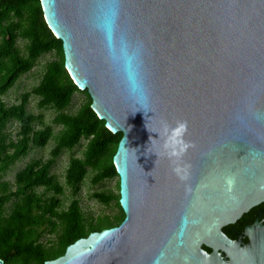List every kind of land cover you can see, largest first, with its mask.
<instances>
[{
	"label": "water",
	"instance_id": "95a60500",
	"mask_svg": "<svg viewBox=\"0 0 264 264\" xmlns=\"http://www.w3.org/2000/svg\"><path fill=\"white\" fill-rule=\"evenodd\" d=\"M41 5L71 79L122 134L113 162L124 213L44 264H203L199 246L223 241L220 228L264 200V0ZM130 76L146 90L145 109ZM177 120L195 144L186 182L156 154V131Z\"/></svg>",
	"mask_w": 264,
	"mask_h": 264
},
{
	"label": "trees",
	"instance_id": "16d2710c",
	"mask_svg": "<svg viewBox=\"0 0 264 264\" xmlns=\"http://www.w3.org/2000/svg\"><path fill=\"white\" fill-rule=\"evenodd\" d=\"M19 40L24 43L23 50ZM49 53L55 59L46 63L40 82L21 96L19 104L7 106L0 98V259L5 264H44L64 255L78 239L118 226L124 219L120 196L117 206L122 217L118 221L107 215L86 217L77 197L89 168L98 171L95 184L118 177L113 156L122 134H112L106 128L91 108L87 91L78 111L66 112L74 94L82 91L66 70L62 41L49 29L41 0H0V97ZM31 96L39 99L40 109L54 110L52 125L44 123L43 115L28 112ZM13 121L18 124L15 140L6 132ZM53 126L60 127L59 131L55 133ZM50 140L55 147L47 161L37 159L26 164L15 174L13 184L1 180L33 147L44 148ZM82 140L87 141L83 157H70L61 184L51 169L65 150H73ZM105 157L108 159L103 164ZM66 188L72 199L64 208L59 197ZM94 196L106 204L114 199L113 195ZM45 234L55 239L44 244L40 240Z\"/></svg>",
	"mask_w": 264,
	"mask_h": 264
},
{
	"label": "rangeland",
	"instance_id": "374dc122",
	"mask_svg": "<svg viewBox=\"0 0 264 264\" xmlns=\"http://www.w3.org/2000/svg\"><path fill=\"white\" fill-rule=\"evenodd\" d=\"M18 46L23 50L24 43L23 41H18ZM54 54L49 53L43 55L35 65V67L28 72L27 74L23 75L15 84L13 88H11L5 95L1 96L0 98L2 101L7 105L11 106L14 104H19L21 96L31 91L35 86L38 85L40 79L44 73L46 63L54 60ZM85 95L83 92H77L73 96V100L71 105L66 110L69 114H75L80 106L85 101ZM39 99L35 96H31L29 98L27 104V110L29 113L34 115H43V121L46 125H52V120L55 117L56 113L54 110L50 108L40 109L38 107ZM54 132H58L60 127L53 126ZM36 128H40V126H36ZM18 131V124L16 122H11L8 124L6 132L10 135V138L15 140L16 139V132ZM87 141L82 140L81 143L76 146L73 150H65L57 159L55 164L53 165L51 172L52 174L56 175L58 181L61 184H64V175L65 171L68 167L69 159L71 156L76 158H82L83 153L85 151V145ZM55 147L54 140H50L48 144L44 148L33 147L29 154L18 161H16L10 169L3 175L1 180L8 181L11 184L14 183L15 174L23 169L26 164L31 162L32 160L40 159L42 161H47L50 158V152ZM107 157L104 158L103 164L106 163ZM97 170L94 168H89L86 174V177L82 183L80 192L78 194V199L80 200L81 208L85 213L86 217H93L96 218L98 216H109L112 219L120 220L122 214L120 209L117 206L118 196H119V178L113 177L107 180H104L100 183L95 184L93 182L94 177L97 174ZM38 192H42V189H38ZM94 194H105V195H113L114 199L106 204L100 201L98 198L94 196ZM59 198L63 201V207L66 208L72 197L71 192L69 189H65V192ZM55 239L54 235L45 234L41 238V242L44 244H48V242L53 241ZM17 264V263H16Z\"/></svg>",
	"mask_w": 264,
	"mask_h": 264
},
{
	"label": "flooded vegetation",
	"instance_id": "af4514ba",
	"mask_svg": "<svg viewBox=\"0 0 264 264\" xmlns=\"http://www.w3.org/2000/svg\"><path fill=\"white\" fill-rule=\"evenodd\" d=\"M220 234L223 241L199 246L203 264H264V200L223 225Z\"/></svg>",
	"mask_w": 264,
	"mask_h": 264
},
{
	"label": "clouds",
	"instance_id": "9594fccd",
	"mask_svg": "<svg viewBox=\"0 0 264 264\" xmlns=\"http://www.w3.org/2000/svg\"><path fill=\"white\" fill-rule=\"evenodd\" d=\"M129 94L136 105L143 109L148 103V96L145 88L139 83L135 77L130 76ZM151 131V130H150ZM188 122L186 120H177L175 124L163 121L159 133L161 151L156 153L158 157L163 156L168 159L172 173L181 181L186 182L191 177L192 165L185 157L189 149L195 148L194 142L186 139L188 135ZM153 132V131H151ZM191 187H187L186 191L191 192Z\"/></svg>",
	"mask_w": 264,
	"mask_h": 264
}]
</instances>
